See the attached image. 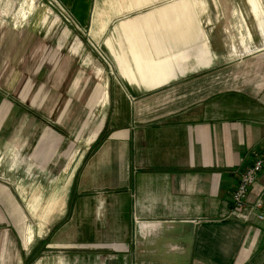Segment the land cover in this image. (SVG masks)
<instances>
[{
	"label": "crops",
	"instance_id": "0c3cea01",
	"mask_svg": "<svg viewBox=\"0 0 264 264\" xmlns=\"http://www.w3.org/2000/svg\"><path fill=\"white\" fill-rule=\"evenodd\" d=\"M164 2L161 13L147 17L157 32L153 46L134 45L123 31L107 34L118 42L116 51L106 50L119 80L107 81V89L95 80L84 98L91 108L106 97L104 113L76 160L73 154L65 160L64 199L52 197L44 210L42 200L25 198L22 184L18 190L0 175V264H37L49 258V247L79 239L102 241L69 246L119 251L121 264H264V218L232 214L230 199L250 150L264 147V74L212 77L236 45L224 43V28L200 25L195 5L205 0ZM250 2L257 18L258 1ZM90 4L68 5L84 12ZM97 19L103 27L101 11ZM243 25L248 37L242 41L240 29L237 42L245 50L252 42ZM70 79L66 87L84 86L87 77ZM3 102L0 137L22 147L33 140L34 158L46 164L63 127ZM247 188L246 202L264 201V173Z\"/></svg>",
	"mask_w": 264,
	"mask_h": 264
},
{
	"label": "rangeland",
	"instance_id": "374dc122",
	"mask_svg": "<svg viewBox=\"0 0 264 264\" xmlns=\"http://www.w3.org/2000/svg\"><path fill=\"white\" fill-rule=\"evenodd\" d=\"M161 1L90 0L88 11L72 12L71 0H0V103L4 100L3 104L20 105L26 114L27 108L34 109L46 122L64 129L60 144L56 143V150L49 152L51 162L46 164H38L34 158L33 140H27L22 147L21 143L17 146L10 139L6 142L0 137V175L5 174L4 179L18 190L22 184L27 200H42L46 210L52 197L55 201L64 199L65 160L71 154L76 160L77 149L104 113L106 97L99 98L91 108L84 106V98L95 80L105 83L100 85L103 89H107V81L119 80L106 50L113 53L118 42L112 34H107L113 32L116 37L123 31L130 34L128 41L132 44L144 45L148 41L153 46L157 32L147 17L161 13L165 5ZM257 1L258 19L251 10L254 6L250 0H205L204 4L195 5L203 28L214 26L220 31L224 28V43L236 45L234 53L227 48L225 60L216 67L221 70L214 67L210 70L212 77H222L219 75L222 72H227L224 76L264 74V28L257 24H264V0ZM99 11L106 18L103 27L97 21ZM243 23L249 27L252 42L249 47L243 45L245 50L237 42L240 29L242 41L248 37ZM80 74L87 77L84 86L66 87L70 78ZM14 116L11 114L10 119H16ZM37 205L33 207L35 212L31 211L34 220L41 208ZM62 224L68 230L67 222ZM81 229L78 227V238ZM133 235L131 230V254H134ZM95 241L59 242L48 248L49 258L37 264H121L119 251L103 246H69L71 242Z\"/></svg>",
	"mask_w": 264,
	"mask_h": 264
},
{
	"label": "built area",
	"instance_id": "2783aa9c",
	"mask_svg": "<svg viewBox=\"0 0 264 264\" xmlns=\"http://www.w3.org/2000/svg\"><path fill=\"white\" fill-rule=\"evenodd\" d=\"M250 154L252 160L240 169L238 181L230 194L233 204L231 213L245 219H249L252 215L262 219L264 218V201L259 196H256L251 202H246L245 198L247 187L260 172L264 173V147L262 149L253 147Z\"/></svg>",
	"mask_w": 264,
	"mask_h": 264
},
{
	"label": "trees",
	"instance_id": "16d2710c",
	"mask_svg": "<svg viewBox=\"0 0 264 264\" xmlns=\"http://www.w3.org/2000/svg\"><path fill=\"white\" fill-rule=\"evenodd\" d=\"M33 257H34V256H31V257H29V258H31V259H32ZM29 260H30V259H29Z\"/></svg>",
	"mask_w": 264,
	"mask_h": 264
}]
</instances>
